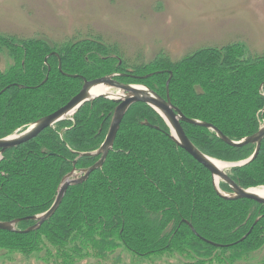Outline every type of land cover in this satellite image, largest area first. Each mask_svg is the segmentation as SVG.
Wrapping results in <instances>:
<instances>
[{"label":"trees","instance_id":"1","mask_svg":"<svg viewBox=\"0 0 264 264\" xmlns=\"http://www.w3.org/2000/svg\"><path fill=\"white\" fill-rule=\"evenodd\" d=\"M109 45L94 35L57 47L38 36L0 35V48L15 61L11 70L0 71V139L65 105L81 90L83 79L113 73L164 97L168 92L185 116L214 125L233 141L264 124V52L250 54L242 42L206 46L131 71ZM151 73L145 80L131 78ZM115 108L112 100L97 98L27 143L0 153V221L44 213L74 166L96 163L100 156L78 155L100 147ZM182 124L194 145L212 158L241 161L256 149L253 144L232 147L210 129ZM169 132L155 109L134 104L103 167L71 186L39 230L20 232L35 223L31 220L18 223V232L0 229V249L30 253L53 247L56 264L106 258L121 246L141 257L173 253L185 258L184 264H264L259 260L264 205L221 197L210 171ZM227 173L244 189L264 186V140L252 162ZM220 188L230 191L224 182Z\"/></svg>","mask_w":264,"mask_h":264},{"label":"rangeland","instance_id":"2","mask_svg":"<svg viewBox=\"0 0 264 264\" xmlns=\"http://www.w3.org/2000/svg\"><path fill=\"white\" fill-rule=\"evenodd\" d=\"M0 35L38 36L50 47L94 35L110 44L113 54L133 71L164 64L166 57L178 60L206 46L242 42L250 54L263 53L264 0H0ZM14 64L8 50L0 48V71ZM123 247L106 258L89 257L79 264L187 263L173 253L141 257ZM55 252L53 247L30 253L0 249V264H56ZM259 260L264 263V250Z\"/></svg>","mask_w":264,"mask_h":264},{"label":"water","instance_id":"3","mask_svg":"<svg viewBox=\"0 0 264 264\" xmlns=\"http://www.w3.org/2000/svg\"><path fill=\"white\" fill-rule=\"evenodd\" d=\"M61 69V66H60ZM123 76L121 74H111L104 77H99L96 79L88 80L83 79L84 83L81 90L73 96L65 105L60 107L58 110L50 113L44 117H41L37 121L30 124L22 132H17L15 134L9 135L5 138L0 139V153L3 154L7 150L15 148L25 142H28L44 130L49 127H54L57 123L69 119L72 117L79 109H81L86 103L92 102L97 98L103 97L112 100L116 103V108L112 116L110 127L105 140L100 145V147L94 151L81 152L79 157L92 156L99 157V160L92 166L84 169H77L75 166L71 172L66 174L57 189V195L52 206L42 214L28 216L23 218L14 219L9 222L0 221V229L10 232H18L17 225L21 221L31 220L35 223L29 226L23 233H29L32 231L39 230L42 225L49 220L55 212L60 207L68 189L71 186L79 185L88 180L90 175L103 167L109 153L113 150L114 143L121 127L122 121L128 113L129 109L136 103H145L155 109L161 117L164 119L165 123L169 128V137L174 141L179 147L184 149L189 153L195 160H197L201 165L208 169L211 173L214 186L218 194L228 200H238V199H251L260 204L264 205V195H261L254 190L263 189L261 187H252L244 189L239 186L227 173L226 169L229 167H241L252 162L258 155L262 141L264 140V124L260 127L259 131L255 134L245 137L241 141H233L225 136L218 128L214 125L198 120L186 117L180 109L173 105L170 100L169 94L167 92L166 97L158 94L152 89H149L143 85L138 84H128L120 82L116 77ZM76 77V76H73ZM170 80L167 81V87ZM99 85H105L108 89L107 93L92 95V90L94 87ZM111 89L117 90L120 93L112 92ZM188 123L195 126L205 127L212 130L216 135L225 143L232 147H243L249 144L256 145V149L248 159L228 162L222 161L216 158H212L202 151H200L194 143L187 136L183 124ZM148 126H152L150 123H145ZM158 128L156 126H152ZM77 159L74 161L76 164ZM216 161L223 163V167H219ZM224 182L230 187L229 192H223L220 188V183Z\"/></svg>","mask_w":264,"mask_h":264},{"label":"bare ground","instance_id":"4","mask_svg":"<svg viewBox=\"0 0 264 264\" xmlns=\"http://www.w3.org/2000/svg\"><path fill=\"white\" fill-rule=\"evenodd\" d=\"M107 92H108V89H107V87L105 85H99V86H96V87L93 88L92 95L104 94V93H107ZM216 163H217V165L219 167H223V163L218 162V161H216ZM253 191H255V192H257V193H259L261 195H264L263 189H257V190L253 189Z\"/></svg>","mask_w":264,"mask_h":264},{"label":"flooded vegetation","instance_id":"5","mask_svg":"<svg viewBox=\"0 0 264 264\" xmlns=\"http://www.w3.org/2000/svg\"><path fill=\"white\" fill-rule=\"evenodd\" d=\"M116 79H117L118 81H120V80L118 79V77H116ZM120 82H122V81H120ZM123 83H125V82H123Z\"/></svg>","mask_w":264,"mask_h":264}]
</instances>
